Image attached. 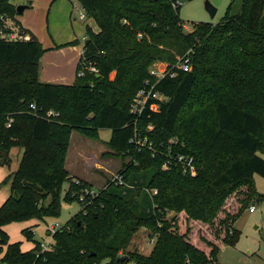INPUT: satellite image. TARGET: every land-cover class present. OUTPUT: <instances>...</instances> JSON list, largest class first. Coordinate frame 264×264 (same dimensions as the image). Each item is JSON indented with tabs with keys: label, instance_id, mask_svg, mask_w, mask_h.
<instances>
[{
	"label": "trees",
	"instance_id": "trees-1",
	"mask_svg": "<svg viewBox=\"0 0 264 264\" xmlns=\"http://www.w3.org/2000/svg\"><path fill=\"white\" fill-rule=\"evenodd\" d=\"M75 1L98 31L85 27L71 85L39 81L45 50L31 33L27 41L0 38V167L10 165L11 148L23 149L17 170L3 180L10 182V194L0 206V254L6 247L0 263L216 264L219 248L234 247L238 239L235 221L262 197L253 178L264 177L259 155L264 152V0H242L238 14L231 13V3L218 23L195 24L190 33L183 32L178 12L181 2L191 0ZM16 15L10 0H0V16ZM183 58L190 62L187 73L178 68ZM156 62L166 64L154 86L162 99L149 101L141 115L132 114L129 105ZM149 104L158 110L150 111ZM49 110L58 117L46 118ZM105 129L110 130L106 146L134 162L124 168V186L109 184L83 204L75 192L86 186L71 183L64 168L70 136L77 131L96 139ZM137 132L153 150H165L175 138L178 145L169 144L173 156L192 157L200 171L183 175L178 164L162 171L164 155L152 157L135 145ZM153 188L155 196L141 191ZM238 193V206L219 220L211 242L189 241L187 230L178 234L168 222L157 226L168 209L183 211L208 231ZM61 202H77L81 209L51 235L46 250L34 242L22 252L19 243H8L3 226L57 217ZM141 225L158 234L151 253L121 260L115 254L125 252ZM21 233L32 240L30 230Z\"/></svg>",
	"mask_w": 264,
	"mask_h": 264
},
{
	"label": "rangeland",
	"instance_id": "rangeland-1",
	"mask_svg": "<svg viewBox=\"0 0 264 264\" xmlns=\"http://www.w3.org/2000/svg\"><path fill=\"white\" fill-rule=\"evenodd\" d=\"M241 1L242 0H233V1L232 0H191V1L181 2L178 16L180 21L182 22L181 27L183 32L184 33L192 32L196 26L195 24L198 23H211V24L218 23L220 19L224 16L229 4L231 3H232L231 13L238 14L240 10ZM73 2H74V8L71 9L70 7V10L73 13L72 14V18L74 20L73 24L81 26L83 22L87 21V18L86 16L83 19L80 18V15L85 13H83L82 9L80 8L79 4L76 1ZM206 3L211 4L216 9V14L214 18H210L209 14L206 12L205 10ZM66 4L68 7L70 6L69 2ZM63 7L64 5L59 3L56 7V11H54L56 12L55 14H57V16L52 21L53 34L58 35L61 38H65L69 34H71L73 37L74 35L72 34V29L70 32L71 26L67 27L66 25L65 12L64 13L62 12ZM24 16L31 18V21H33V12L31 11V9L25 10ZM76 28H78L79 30V34L77 38L78 40L76 39L77 41L76 45H79V43H82L84 39L83 32H81V29L79 27L76 26ZM35 29L39 36L43 33V31H44V36H47L48 34L42 20L40 22L36 20ZM137 37L139 39L141 38L139 36ZM157 64L159 63L157 62L152 63L149 66L148 75H150L149 71L152 68H154ZM165 68H166V64L160 63L159 69L164 70ZM110 77L112 78L113 75H111ZM155 79L156 77L150 75V77L148 79H145V81L151 83L154 82ZM146 131L148 132L147 129ZM109 137H110V130H106V129L100 130L98 134V138L96 139L85 137L77 131H72L71 133L69 147L67 149L65 160L66 157L68 156L70 157L71 155L74 156V150L76 148L83 147V149L86 151L88 150L89 154L91 155V160H92L91 164L94 165V163H96L94 161L97 158L98 163L102 166L101 169L99 170L93 169L91 171L92 175L90 176L92 182L83 181L81 179H77L76 181H72V180L70 181L75 185H79L80 183H82L86 186L85 188L75 192V194H77L76 197L78 202L82 201L83 204H90L92 202L91 200L95 198L99 194V192L107 188L109 184H114L115 186L125 185L122 175L124 168H126V166H128L129 163H133L134 161L132 160L131 157L128 156L125 157L116 156L105 144V142L108 141ZM133 140L134 142H137L138 140H140V142L145 141L141 149L147 148L151 152L152 157H154V155H161V154L164 155L163 164L161 166L162 171L170 170L173 164H178L180 166L182 174L188 175L190 177H195L197 175V172L200 171L194 164V160L192 157L184 156L185 158H192V165H194L196 169V173L194 175L189 174L188 169H186L187 168L186 163L178 162L177 156L181 154H176L173 156L172 153L174 152V150L172 147L174 146L170 147L169 144L173 143L174 145L176 144L178 145L175 138H171L167 141V143L169 142V144L163 148L165 150H161V149L156 150V148L153 150V145L151 144V142L147 140L145 134L139 132H137V134L134 135ZM181 145L182 148L183 146H185L183 141L182 143L179 144V146ZM104 146H106V148L110 150L109 153L98 152L100 150V147H104ZM170 148L172 151H170ZM83 149H81V151ZM259 155L261 157L264 156V152H261ZM70 161L71 160L68 161V166ZM64 168H65V164H64ZM74 169L77 170L78 172L77 175L83 176V179H89L88 178L89 173H87L88 168L83 167L81 161L77 163ZM117 176L122 177L121 184L114 183L113 179H115V177ZM258 180L260 181L261 179ZM70 182L68 181L63 184L61 197L64 195V192L67 191ZM261 183L264 184V181L261 180ZM141 191L147 193L149 196H155L157 194V190L155 188L142 189ZM240 197H242V195L241 193H238L234 195V198H232L231 196L228 199V201H226L225 205L227 204L229 205V207L227 209L224 208V211L222 213H219L218 219L215 221V223L212 226H210L208 231L205 228L206 226L200 224L199 222L190 220L183 211L175 212L168 209L166 210L164 209V215L162 217V221L158 222L157 226L161 227L162 222H168V224L171 226L170 230H174L178 234H183L187 230L188 231L187 239L189 241L195 239V241L197 240L202 243V241H205L206 239L208 242H211V240L215 237L216 233L220 231V228L218 226L219 220H221L227 214V212L230 211L232 213V209L238 206ZM261 200H263L262 197L259 202L250 205V206H254L255 214H250L246 209L241 214V216L235 221L233 227L239 232L238 239L236 240L234 247L228 245H222L219 248L216 264H264V223H263L264 219L263 216L262 218L259 217V215L261 214V209L259 208ZM47 202L48 201H46V204ZM154 207L156 206L154 205ZM80 209H81V205L78 204L77 202H72L70 204L61 202L60 213L57 217H46L42 222H40L38 225L33 227L32 240L26 239L21 233L22 229L26 227L25 223L28 220L22 222L10 223L5 226L6 228L5 230L11 239H14L15 241H20L19 243L20 249L25 250L27 248H32L34 242L41 244L43 247H49L50 244L53 243V240H52V236L50 235L47 236L46 233L47 232L46 230L48 229L47 227L54 225H59L60 227L64 226L71 217H73L75 214H77L80 211ZM255 227L257 228L255 229ZM196 231L198 232V234ZM157 235L158 234L154 230H149L146 226L141 225L137 228L136 232L133 234L125 252H118L115 255L119 257L121 256L127 257L129 254L148 256L154 247ZM210 235L214 237L211 239ZM251 254H257L259 257L257 258L254 255L252 257H249V255ZM99 264H105V261H102Z\"/></svg>",
	"mask_w": 264,
	"mask_h": 264
},
{
	"label": "crops",
	"instance_id": "crops-1",
	"mask_svg": "<svg viewBox=\"0 0 264 264\" xmlns=\"http://www.w3.org/2000/svg\"><path fill=\"white\" fill-rule=\"evenodd\" d=\"M67 1L70 3L69 7L66 4L68 3ZM73 1L75 0H10V3L15 7L19 5L28 4L27 5L28 8L25 10L31 9V11L33 12V21H31V18L24 16L25 14V10H24L21 14H17L13 19H8L6 22V26L7 29H13V27H17L21 31V33L26 36L27 40H29L31 33L39 41L42 48L45 50V52L43 53L42 57L39 60L38 79L41 83L71 85L75 80V69L82 53V43H79V45L76 46L74 45L64 46V45L72 41H75L78 38L79 30L78 28H76V26L81 29V32H83V38L85 36V27L87 25L90 26L94 32L98 31V28L95 25L94 21L92 19H88L87 17H86L87 21L83 22L81 26L73 24L74 22L72 18L73 13L70 10V7L71 9L74 8ZM59 3L64 5L62 12L63 13L65 12L66 25L67 27L71 26L70 32L72 29V34L75 37L74 36L72 37V35L69 34L65 38H61L60 36L53 34L52 21L57 16V14H55L56 12L54 11H56V7ZM36 20H38L39 22L41 20L43 21L45 29L48 32L47 36H44V31L40 36L38 35L35 29ZM111 75H114V73H112ZM81 149H83V147L76 148L74 150V156L71 155V157L70 156L66 157L65 170L68 174V178H71L72 181L81 179L83 181L92 182L90 176L92 175L91 171L93 169L99 170L101 169L102 166L98 163L97 158L94 161L96 163L92 165L91 155L89 154V151L83 149L85 151L84 152L83 150L81 151ZM98 152L109 153L110 150L107 149L106 146H104V147H100V150ZM22 153H23V149L21 148H17V147L11 148L9 151L10 165L7 167L6 166L0 167V198H1L0 206L4 203V201L8 198L10 194V182L3 183V180L17 170ZM262 157L264 160V156ZM68 159L71 160L69 166H68V161H69ZM79 161H81L83 167L88 168L87 173H89L88 176L89 179H83V176L77 175L78 172L76 169H74V167L77 165V163H79ZM258 179L264 181V177L255 175L253 178L255 189L263 198L259 206V208L261 209V214L259 215V217L262 218L263 216L264 219V184H262L261 180L259 181ZM250 214H255V210ZM40 222L42 221L37 219L28 220L25 223L26 227L22 229V231L28 229L31 231L32 234L33 227L38 225ZM5 226H3L1 230L7 235L8 243L9 244L20 243V241H15L14 239H11L9 237L8 233L5 230L6 229ZM256 228L257 227H255V229ZM46 231H47L46 232L47 236H49L48 229ZM33 247L34 245L32 246V248ZM32 248H27L25 250L20 249V250L22 252H26L31 250ZM5 249L6 247L3 246L2 247L3 252L5 251ZM3 252L0 254L1 256L0 259L2 258ZM253 255L257 258L259 257L257 254H251L249 255V257H252Z\"/></svg>",
	"mask_w": 264,
	"mask_h": 264
},
{
	"label": "built area",
	"instance_id": "built-area-1",
	"mask_svg": "<svg viewBox=\"0 0 264 264\" xmlns=\"http://www.w3.org/2000/svg\"><path fill=\"white\" fill-rule=\"evenodd\" d=\"M84 13V12H83ZM80 18L83 19L85 18V14L80 15ZM8 18H5L3 16H0V22L2 23V26L0 27V38L4 39L6 41H10V42H17V41H26L27 38L25 35H23L21 33V31L17 28V27H13V29H7L6 26V22H7ZM140 37V36H139ZM82 54V53H81ZM159 64H157L154 68H152L149 71V74L151 76L156 77V79L154 80V82H144V85L141 87V89L138 90V92L136 93L135 97L133 98L132 102L129 105V111L132 114H135L137 116L141 115L142 111L147 107V104L149 101H153V100H161V96L154 91V86L155 84L165 76L166 74V68L164 70H160L159 69ZM178 68L183 72V73H187L191 70V66H190V62L188 58H183L179 63H178ZM92 72H96L95 69L91 68L90 69ZM79 77L83 76V72L78 73ZM30 108L32 110L35 109V107L33 105L30 106ZM148 108L150 111H157L158 110V105L156 104H149ZM45 117L46 118H56L58 117V113H55L51 110L47 111L45 113ZM12 120L9 119L6 127H9L11 124ZM153 129L152 126H148L147 130L151 131ZM135 145H140L143 146L145 141L140 142V140H138L137 142H134V140H131ZM177 160L180 163H186V169H188V172L190 175H194L196 173V169L194 167V165H192V158H185L184 156L178 155L177 156ZM186 172V170H185ZM122 177L121 176H117L115 177V179H113L115 184H121L122 183ZM255 210L254 206H250L248 208V211L250 213H252ZM61 227L59 225H54V226H50L48 228V232L49 235L54 234L57 230H59ZM40 247L44 250H46L48 247H43L40 244Z\"/></svg>",
	"mask_w": 264,
	"mask_h": 264
},
{
	"label": "water",
	"instance_id": "water-1",
	"mask_svg": "<svg viewBox=\"0 0 264 264\" xmlns=\"http://www.w3.org/2000/svg\"><path fill=\"white\" fill-rule=\"evenodd\" d=\"M27 5H19L16 7V13L21 14L25 9H27ZM205 10L209 14L210 18H214L216 14V9L209 3L205 4ZM126 257L120 258L121 260L125 259Z\"/></svg>",
	"mask_w": 264,
	"mask_h": 264
}]
</instances>
